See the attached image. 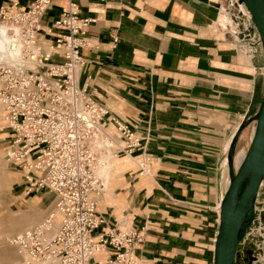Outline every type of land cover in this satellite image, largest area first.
<instances>
[{"label":"crops","instance_id":"0c3cea01","mask_svg":"<svg viewBox=\"0 0 264 264\" xmlns=\"http://www.w3.org/2000/svg\"><path fill=\"white\" fill-rule=\"evenodd\" d=\"M30 1L0 0V6L13 11L14 2L27 7ZM68 2L52 0L42 20L45 30L52 29L42 33L44 44L61 31L54 21ZM77 2L80 15L93 18L81 48L86 63L79 82L142 136L141 145L125 153L119 147L123 135L108 123L121 178L98 197L106 223L95 233L107 227L143 229L140 264H214L219 204L230 183L229 147L264 99L263 45L251 53L253 47L239 39L231 18L236 5L220 8L224 0ZM6 146L0 140L12 169L11 204L24 225L31 226L49 208L48 215H56L51 191H25L24 171L7 160ZM4 178L0 175L1 182ZM263 196L264 181L257 209Z\"/></svg>","mask_w":264,"mask_h":264},{"label":"built area","instance_id":"2783aa9c","mask_svg":"<svg viewBox=\"0 0 264 264\" xmlns=\"http://www.w3.org/2000/svg\"><path fill=\"white\" fill-rule=\"evenodd\" d=\"M77 1L62 9L54 21L61 31L46 45L42 33L52 29L45 30L42 20L52 0H31L27 7L14 2L13 11L0 6V23L17 27L25 45L22 58L0 62V135L8 132L0 140L7 160L24 171L25 191H51L61 216L56 224L55 215H48L15 242L27 255L23 264H140L143 229L95 233L106 223L98 210L105 185L97 165L108 150L99 143L111 138L108 123L123 135L125 153L135 151L142 136L79 82L86 63L81 48L93 18L80 15ZM108 250L114 254L107 259L97 256Z\"/></svg>","mask_w":264,"mask_h":264},{"label":"water","instance_id":"95a60500","mask_svg":"<svg viewBox=\"0 0 264 264\" xmlns=\"http://www.w3.org/2000/svg\"><path fill=\"white\" fill-rule=\"evenodd\" d=\"M251 14L264 48V0H240ZM236 131L228 152L230 186L221 201L219 232L214 264H238L239 248L256 216V202L264 181V99L256 116L245 120ZM256 121L254 136L238 168L235 148L248 123ZM249 218L247 219V216Z\"/></svg>","mask_w":264,"mask_h":264},{"label":"rangeland","instance_id":"374dc122","mask_svg":"<svg viewBox=\"0 0 264 264\" xmlns=\"http://www.w3.org/2000/svg\"><path fill=\"white\" fill-rule=\"evenodd\" d=\"M229 4L230 0H224L222 6L228 7ZM235 5L236 6H234L235 8L232 11L231 18L236 24L237 31H239L237 36L242 40V42H245L246 44L252 46L253 48L251 50V53L256 54V46L259 44L262 45L259 32L255 28L251 20V15L248 12L246 6L244 4ZM2 27L6 29V27L1 24L0 29H2ZM226 31L235 40V36L232 34V32H229V30ZM0 53H2V50H0ZM0 59L3 60L6 58L1 57ZM254 116H251L249 119L253 118ZM255 126L256 121H251L250 123H248L238 139L235 148V168H238L240 166V163L244 159L249 149ZM110 134L112 135L111 131ZM0 153L2 154V156L0 155V170L4 167V172L0 175H3V177H5L4 182L0 181V264H8L12 258H17L18 261L23 263L24 253H22L19 245H17L13 240H16V237L18 235H21L25 231H31V228L43 222L48 215V211H50L51 209L49 208L47 211H45L42 217L34 222L31 226L26 227L24 225V220L21 219L19 214H17L19 211H17V209L12 206L10 200L12 180L9 179V176H11L12 172L11 165H9L4 158V152L1 151ZM114 154L115 151L113 148L110 157H114ZM110 157L105 158V160H107L109 163L108 169L105 173H101V165L98 168V173L102 177L105 185L104 193H107L108 189H110L111 185H113L112 180H119L121 178V170H119L120 172L118 171L119 168L117 162ZM111 164H116V166L111 168ZM258 204L259 206L258 209H256L255 219L251 226L247 229L246 235L243 239V243H241V246L239 248V252H241L243 257L241 260L242 264H255L254 260L258 261L257 264H264V196L261 197ZM59 215L60 214L56 212L55 220H58ZM2 244L6 245L3 246Z\"/></svg>","mask_w":264,"mask_h":264},{"label":"bare ground","instance_id":"6f19581e","mask_svg":"<svg viewBox=\"0 0 264 264\" xmlns=\"http://www.w3.org/2000/svg\"><path fill=\"white\" fill-rule=\"evenodd\" d=\"M236 1V0H235ZM237 2V1H236ZM243 4V3H242ZM245 5V4H244ZM243 6V5H242ZM248 10V9H247ZM249 12V11H248ZM250 13V12H249ZM251 15V14H250ZM1 25V23H0ZM6 27V29L4 27H2V29H0V50H2V53H0V58H6V59H3L1 60L0 59V62H7V63H13L15 60H18L19 58H22V55H23V49L25 48V45H24V42L22 41L21 37L18 36L19 33H18V28L17 27H9L8 25L6 24H2ZM11 30L12 32H14V35L11 34ZM18 36V37H15ZM31 47L32 49H35L36 47L34 46H29ZM256 127V126H255ZM110 129L112 128H108L107 129V132L109 135L110 134ZM255 132V130H254ZM254 136V134H253ZM253 138V137H252ZM233 140V139H232ZM232 142V141H231ZM100 143V146L102 147L103 145L107 146L108 150H106L105 152H103L99 158V162H98V165H97V173H98V168L99 166L101 167V173H105L108 169V166H109V163L107 160H105L106 157H110L112 154V151H113V148L116 144V142L114 141V138L113 136L111 135V138L110 139H105L103 140L102 142H99ZM124 145V144H123ZM122 145V146H123ZM231 145V144H230ZM122 146H119L120 148ZM230 148V147H229ZM229 152V151H228ZM117 155L116 153L114 154V156ZM110 158H113V157H110ZM111 161V160H110ZM109 161V162H110ZM243 161V160H242ZM242 163V162H241ZM240 163V164H241ZM144 163L142 162L141 163V166L143 165ZM116 164H111L110 167L113 168L115 167ZM229 168V167H228ZM99 175V173H98ZM100 176V175H99ZM101 177V176H100ZM102 178V177H101ZM229 186H230V183H229ZM229 188V187H228ZM226 194V193H225ZM225 196V195H224ZM224 198V197H223ZM257 209V208H256ZM219 210H221V203L219 204ZM56 226V225H55ZM26 232H29V231H26ZM24 232V233H26ZM24 233H22L21 235H18L16 237V240L18 237L22 236ZM15 239L13 241H16ZM12 241V242H13ZM261 244V243H260ZM23 253V252H22ZM24 257H27V255L24 253L23 254ZM259 261H260V256H259ZM257 260H254V263L257 264ZM12 264H23L22 262L18 261V260H15Z\"/></svg>","mask_w":264,"mask_h":264},{"label":"trees","instance_id":"16d2710c","mask_svg":"<svg viewBox=\"0 0 264 264\" xmlns=\"http://www.w3.org/2000/svg\"><path fill=\"white\" fill-rule=\"evenodd\" d=\"M260 91H261V84L258 83L257 84V90H256V96H258L260 94ZM264 98V97H263ZM263 99L261 100V103H262ZM246 122V121H244ZM249 218V215L247 216V219Z\"/></svg>","mask_w":264,"mask_h":264},{"label":"flooded vegetation","instance_id":"af4514ba","mask_svg":"<svg viewBox=\"0 0 264 264\" xmlns=\"http://www.w3.org/2000/svg\"><path fill=\"white\" fill-rule=\"evenodd\" d=\"M242 258H243V257H242V254H241V252H240L239 256L237 257V263H238V264H242V261H241Z\"/></svg>","mask_w":264,"mask_h":264}]
</instances>
